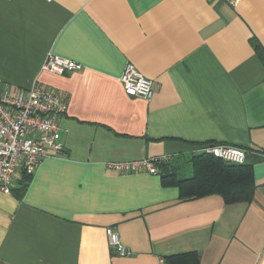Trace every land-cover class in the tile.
<instances>
[{"label":"crops","instance_id":"obj_1","mask_svg":"<svg viewBox=\"0 0 264 264\" xmlns=\"http://www.w3.org/2000/svg\"><path fill=\"white\" fill-rule=\"evenodd\" d=\"M264 0H0V90L37 82L67 102L59 156L43 157L21 198L0 191V264H264ZM48 53L81 66L41 71ZM127 64L152 81L128 97ZM207 143L239 147L249 202L179 200L159 175L107 163L169 156L181 171ZM192 174V171H191ZM117 232L128 255L109 247Z\"/></svg>","mask_w":264,"mask_h":264},{"label":"built area","instance_id":"obj_2","mask_svg":"<svg viewBox=\"0 0 264 264\" xmlns=\"http://www.w3.org/2000/svg\"><path fill=\"white\" fill-rule=\"evenodd\" d=\"M231 8L239 0H221ZM41 71L63 75L78 71L77 63L48 53L41 65ZM119 82L128 97L149 100L152 95V81L140 74L132 64H127ZM67 102L57 92L40 83H33L27 89L0 90V191L10 194L13 185L22 176L31 177L38 162L43 157L59 156L62 145L59 143V122L67 111ZM201 153L213 156L223 162L241 165L245 161L246 151L225 144L204 145ZM169 156H159L137 161L107 163L106 168L121 174L147 172L158 175L157 165L170 161ZM109 247L119 256L128 252L120 244L117 232L106 229ZM160 264H166L160 260Z\"/></svg>","mask_w":264,"mask_h":264},{"label":"trees","instance_id":"obj_3","mask_svg":"<svg viewBox=\"0 0 264 264\" xmlns=\"http://www.w3.org/2000/svg\"><path fill=\"white\" fill-rule=\"evenodd\" d=\"M260 60L264 61V53L255 46ZM213 144L207 143L204 145ZM191 177L179 178L164 164L157 165L162 186L176 187L179 200H192L210 195H218L226 204L249 202L252 199L253 171L249 164L233 165L201 153L190 159ZM30 177L22 176L13 189L15 197L21 198ZM166 264H199L197 252L176 254L164 258Z\"/></svg>","mask_w":264,"mask_h":264},{"label":"rangeland","instance_id":"obj_4","mask_svg":"<svg viewBox=\"0 0 264 264\" xmlns=\"http://www.w3.org/2000/svg\"><path fill=\"white\" fill-rule=\"evenodd\" d=\"M189 167H190V166L187 165V167H185V169H183V170L181 171L182 176L187 177V176L191 175V171H190V168H189Z\"/></svg>","mask_w":264,"mask_h":264}]
</instances>
